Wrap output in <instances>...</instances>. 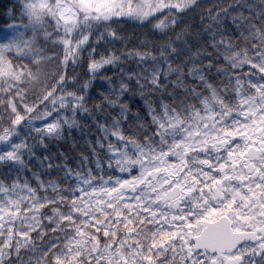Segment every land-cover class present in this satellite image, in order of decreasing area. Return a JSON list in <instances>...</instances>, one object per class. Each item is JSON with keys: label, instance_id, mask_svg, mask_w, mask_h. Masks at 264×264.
<instances>
[{"label": "snow or ice", "instance_id": "6c2138e0", "mask_svg": "<svg viewBox=\"0 0 264 264\" xmlns=\"http://www.w3.org/2000/svg\"><path fill=\"white\" fill-rule=\"evenodd\" d=\"M0 22V264H264V0Z\"/></svg>", "mask_w": 264, "mask_h": 264}, {"label": "trees", "instance_id": "16d2710c", "mask_svg": "<svg viewBox=\"0 0 264 264\" xmlns=\"http://www.w3.org/2000/svg\"><path fill=\"white\" fill-rule=\"evenodd\" d=\"M127 27H130V26H127ZM3 27H2V22H0V30L2 29ZM73 136H75L76 137V139H77V141H79V137L78 136H76V133H73ZM79 151H85V154H87V151H86V149H84V148H77L75 151H72V152H69L68 153V156H69V161L72 163V166L73 167H75L76 166V164H75V156H76V153L77 152H79ZM89 166L90 167H95L94 166V164L93 163H91V157H89Z\"/></svg>", "mask_w": 264, "mask_h": 264}, {"label": "rangeland", "instance_id": "374dc122", "mask_svg": "<svg viewBox=\"0 0 264 264\" xmlns=\"http://www.w3.org/2000/svg\"><path fill=\"white\" fill-rule=\"evenodd\" d=\"M4 34V30L3 28L0 30V36H2ZM95 166V165H94Z\"/></svg>", "mask_w": 264, "mask_h": 264}]
</instances>
